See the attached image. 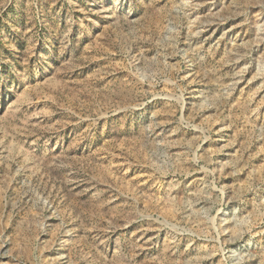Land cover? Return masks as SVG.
Returning a JSON list of instances; mask_svg holds the SVG:
<instances>
[{
  "label": "rangeland",
  "instance_id": "rangeland-1",
  "mask_svg": "<svg viewBox=\"0 0 264 264\" xmlns=\"http://www.w3.org/2000/svg\"><path fill=\"white\" fill-rule=\"evenodd\" d=\"M0 264H264V0H0Z\"/></svg>",
  "mask_w": 264,
  "mask_h": 264
},
{
  "label": "bare ground",
  "instance_id": "bare-ground-1",
  "mask_svg": "<svg viewBox=\"0 0 264 264\" xmlns=\"http://www.w3.org/2000/svg\"><path fill=\"white\" fill-rule=\"evenodd\" d=\"M65 238H66V237L64 236V238H63V240H62V242H61L62 245H65V243H66Z\"/></svg>",
  "mask_w": 264,
  "mask_h": 264
}]
</instances>
